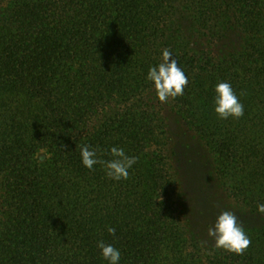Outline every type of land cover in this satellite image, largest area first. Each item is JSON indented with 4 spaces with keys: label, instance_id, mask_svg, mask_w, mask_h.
I'll list each match as a JSON object with an SVG mask.
<instances>
[{
    "label": "trees",
    "instance_id": "trees-1",
    "mask_svg": "<svg viewBox=\"0 0 264 264\" xmlns=\"http://www.w3.org/2000/svg\"><path fill=\"white\" fill-rule=\"evenodd\" d=\"M173 52L188 84L161 102L150 66ZM244 105L220 119L214 88ZM167 113L211 156L251 238L242 255L183 219ZM138 157L127 180L80 145ZM264 0H0V264H264ZM115 228V234L108 232Z\"/></svg>",
    "mask_w": 264,
    "mask_h": 264
},
{
    "label": "clouds",
    "instance_id": "clouds-1",
    "mask_svg": "<svg viewBox=\"0 0 264 264\" xmlns=\"http://www.w3.org/2000/svg\"><path fill=\"white\" fill-rule=\"evenodd\" d=\"M173 56L172 51L163 50L162 62L150 66L147 72L146 79L152 82L157 98L161 102H166L169 97L182 96L188 84L184 70L178 66V60ZM214 92L213 109L220 119L240 118L244 115V105L240 102L230 82L220 81L216 83ZM98 152L101 150L88 144L80 145L82 164L89 170H92L94 165L101 164L107 177L116 181L127 180L129 169L138 160V157L129 156L124 148L118 146L110 148L111 159L108 160L101 159ZM257 211L264 215V203L257 205ZM107 230L113 235L116 231L114 227H108ZM208 236L215 241L216 248H223L237 255H242L251 244V238L241 223L238 222L235 213L230 211L222 212L216 218L215 224L208 228ZM97 247L101 250V255L107 264H120V249L112 244H106L103 240L98 241Z\"/></svg>",
    "mask_w": 264,
    "mask_h": 264
},
{
    "label": "rangeland",
    "instance_id": "rangeland-1",
    "mask_svg": "<svg viewBox=\"0 0 264 264\" xmlns=\"http://www.w3.org/2000/svg\"><path fill=\"white\" fill-rule=\"evenodd\" d=\"M171 137L170 158L182 192L183 219L189 230L205 244H214L208 228L225 211L240 215L236 204L222 191L212 171L211 156L201 140L178 116L167 113Z\"/></svg>",
    "mask_w": 264,
    "mask_h": 264
}]
</instances>
